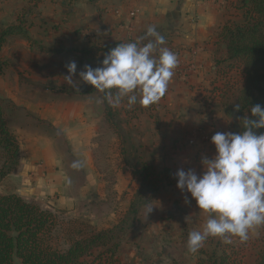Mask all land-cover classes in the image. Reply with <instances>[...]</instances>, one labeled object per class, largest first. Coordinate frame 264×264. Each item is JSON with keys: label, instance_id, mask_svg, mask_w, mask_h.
Returning a JSON list of instances; mask_svg holds the SVG:
<instances>
[{"label": "crops", "instance_id": "1", "mask_svg": "<svg viewBox=\"0 0 264 264\" xmlns=\"http://www.w3.org/2000/svg\"><path fill=\"white\" fill-rule=\"evenodd\" d=\"M22 1L0 0V29L15 25L17 19H21L29 37L50 50L89 49L93 45L116 41L142 45L147 40L140 38L149 26H154L164 36L166 44L163 47L170 49L178 58L166 94L153 105L150 112L142 105L138 107L139 111L133 112L136 104L129 107L126 99L117 107L120 110L112 107V112L124 118L125 124H120V131L125 133V137L119 142L118 137L113 136L112 156L106 162L108 168L113 169L111 192L117 194V199L125 200L124 212L139 186L131 169L122 163L118 147L122 143L124 156L130 164L146 161L157 169L167 167L172 172L173 185L162 190L149 204L153 207L150 214H161V217L169 220L168 223L161 221L166 233H171V223L182 220L197 224V229L202 232L208 216L199 212L190 193L177 188L175 174L183 169L195 170L201 175L202 160L211 159L216 154L215 146L211 143L212 136L216 132H230L225 115L218 111L211 112L210 101L204 98L211 82L221 80L215 67L216 61L225 55L224 49L219 51L220 45L215 37L218 29L225 24L219 25L223 18L221 2L41 0V9L51 3V14L39 11L22 19L16 14L17 8L25 4ZM30 5H35V2L32 1ZM132 12L135 13L134 17L129 15ZM0 56L10 63L0 76V98L9 104L5 108L6 122L19 144V164L15 173L28 177V171L33 170L31 174L36 173L38 178L39 161L47 164L55 159L49 148V132H44L39 122L50 125L65 137L64 142L71 147L75 160L84 162V167L80 168L84 182L90 184L98 181L96 195L100 205L105 207L103 217H111L113 207L108 200L109 193L103 189L104 180L95 173L92 159L97 147L94 139L105 126L102 93L81 96L57 90L65 86L57 77L62 67L57 63L58 57H65L64 62L70 63L75 61V56H80L76 61L77 68L80 66L84 70L85 65L93 69L101 67L106 55L91 54L82 58L77 52L41 53L23 37L11 36ZM93 59L94 65L91 64ZM75 76L77 73L73 78ZM82 83V80L78 81L76 90ZM128 115L135 116L130 118ZM33 181L39 182L38 179ZM64 181H68L67 177ZM70 181L71 178L68 182L72 183ZM78 199L73 194L71 198L66 197V202L73 205ZM146 208L142 215L147 213Z\"/></svg>", "mask_w": 264, "mask_h": 264}, {"label": "trees", "instance_id": "2", "mask_svg": "<svg viewBox=\"0 0 264 264\" xmlns=\"http://www.w3.org/2000/svg\"><path fill=\"white\" fill-rule=\"evenodd\" d=\"M231 7L239 12L241 21H227L216 32L217 44L224 49V58L216 61L217 76L226 80L227 74L234 71L239 82L231 88L232 103L226 110L227 117L233 125L228 124L229 131H243L245 117L251 115V107L259 104L264 107V0H229ZM17 19L15 25L0 29V53L7 39L11 36L23 37L39 52L61 54L77 52L82 58L91 54L108 55L121 41L106 45H93L89 49H69L65 51L50 50L33 41L23 25ZM81 63H79L80 65ZM10 63L0 56V76ZM78 66V65H77ZM60 93H75L85 96L98 93L91 85L82 83L76 91L65 87L57 88ZM224 92L228 93V90ZM227 96V95H226ZM104 122L112 127L119 139L120 119L113 115L112 107L104 100ZM4 100L0 98V180L11 174L19 164V144L6 122ZM240 110H236V106ZM137 101L132 108L139 111ZM153 105L146 107L150 112ZM135 115H128L133 118ZM152 117V115H149ZM256 135L264 134V128L253 129ZM120 143L122 163L131 169L139 186L130 197L127 208L114 224L104 230L91 229L85 222L74 220L64 223L67 233V247L58 249L52 243V232L56 228V217L39 206L26 202L15 194L0 195V264H118V251L121 242L140 221L145 208L167 187L173 185L172 172L167 167L157 169L146 161L130 164L125 158V151ZM219 246V245H218ZM199 264H235L231 253L217 248L208 259ZM255 264H264V246L258 254Z\"/></svg>", "mask_w": 264, "mask_h": 264}, {"label": "clouds", "instance_id": "3", "mask_svg": "<svg viewBox=\"0 0 264 264\" xmlns=\"http://www.w3.org/2000/svg\"><path fill=\"white\" fill-rule=\"evenodd\" d=\"M140 39L147 43L119 44L106 55L101 67L85 65L79 73L80 80L104 94L113 108L125 99L129 107L137 101L143 107L158 103L178 65L176 54L163 47L166 40L154 26H149ZM67 72L65 82L75 87V61L67 65ZM236 110H240L238 105ZM250 111L258 119L243 118L242 132H216L212 136L216 154L202 160L201 175L183 169L175 174L177 188L190 193L199 212L208 216L202 232L189 234L187 250L193 255L209 237L225 244L232 243L233 238L245 243L250 233L264 226V134L253 132L264 128V107L257 104ZM72 167L80 169L84 162L75 161ZM152 210L147 206V214Z\"/></svg>", "mask_w": 264, "mask_h": 264}, {"label": "rangeland", "instance_id": "4", "mask_svg": "<svg viewBox=\"0 0 264 264\" xmlns=\"http://www.w3.org/2000/svg\"><path fill=\"white\" fill-rule=\"evenodd\" d=\"M32 1L35 2V5L31 6L30 3ZM216 1L221 2L220 9H222L223 15L219 25L227 21H241L239 12L231 7L229 0ZM22 2L25 4H21L16 10L19 18L23 19V16H31L39 11L51 14V3L41 9V4L43 5L41 0H23ZM222 49L223 47L220 46L219 51L222 52ZM64 59L66 58L58 57L57 63L62 67L59 68L57 77L59 81H63L62 84L65 85V88L76 90L80 80L79 73L83 70L80 66L77 68V76L73 78L76 81V86L68 85L64 80V76L68 75L66 65L69 62H64ZM78 59H80V56H75V62ZM94 62L95 60L93 59L91 64L94 65ZM238 82V75L234 71L228 73L224 81L221 78V80H213L211 82L208 94L204 96L210 101L209 110L211 112L218 111L228 119L226 110H229L232 103V98L230 97L231 88ZM225 90H228V93L224 92ZM3 105L6 109L9 106L5 101ZM113 114L116 119H122L120 124H125L121 115H117V112H113ZM228 121V124L231 123L233 125V122H230L231 120L228 119ZM39 124L44 132H49V148L55 159L53 161L50 160L47 164L43 160L39 161L37 164L38 178H36V173V176L31 174L34 172L33 170L28 171L30 173H28V177H21L18 172L15 173V169L11 174L0 180V195L15 194L19 196V193L20 197L29 201V203L39 206L42 210L51 212L57 220L51 241L58 249L64 250L68 245L65 240L67 233L64 232L66 228L64 223L79 220L85 222L91 229L104 230L110 228L123 211V205L125 206L126 204L125 200L122 198L117 199V194L111 192L113 187V169L110 166L108 168V165H106V162L112 156L110 152L113 148V136L117 137V135L112 127L105 124L100 129L99 135L94 139L97 147L92 154L94 171L103 178V189L109 193L108 200L111 208L113 207V215L108 218L103 217L105 207L100 205V200H98L96 195L99 190L98 181H95V183L89 182L90 184L84 182L81 170L72 167L76 160L71 152V147L64 142L65 137L61 136V133L51 128L50 125H43L41 122ZM121 128L119 126L120 130ZM121 133L122 137L121 139L118 138L119 142L125 137V133L122 131ZM118 147H120V144ZM104 165L106 166L104 167ZM55 177L59 178L56 179ZM66 177L68 181L71 178L70 182L72 183L64 181ZM24 179L29 183L26 184ZM34 179H38L39 182H34ZM35 183H37L36 186H34ZM34 188L36 189L35 191H33ZM73 194L79 199L75 204L71 205L66 202V197L71 198ZM163 220H166L167 223L169 222L167 218L161 217V214H143L137 226L121 242L117 254L118 264H199L201 261L208 259L209 255L213 254L218 247L231 253L235 264H255L259 251L264 246V226H261L250 233L249 239L245 243H240L238 238H233L232 243L225 244L219 238L209 237L204 241L199 251L193 255L187 250V242L191 232L200 231L197 229V224L189 220L176 221L169 225L171 230L169 234L166 233L164 226L161 225Z\"/></svg>", "mask_w": 264, "mask_h": 264}, {"label": "built area", "instance_id": "5", "mask_svg": "<svg viewBox=\"0 0 264 264\" xmlns=\"http://www.w3.org/2000/svg\"><path fill=\"white\" fill-rule=\"evenodd\" d=\"M129 15H130V17H134L135 13L132 12Z\"/></svg>", "mask_w": 264, "mask_h": 264}]
</instances>
